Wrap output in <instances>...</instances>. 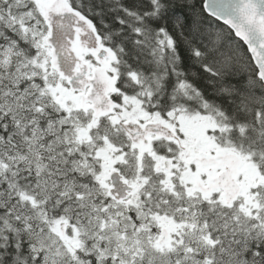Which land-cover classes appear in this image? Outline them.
<instances>
[{
  "label": "snow or ice",
  "instance_id": "snow-or-ice-1",
  "mask_svg": "<svg viewBox=\"0 0 264 264\" xmlns=\"http://www.w3.org/2000/svg\"><path fill=\"white\" fill-rule=\"evenodd\" d=\"M0 264H264V0H0Z\"/></svg>",
  "mask_w": 264,
  "mask_h": 264
}]
</instances>
